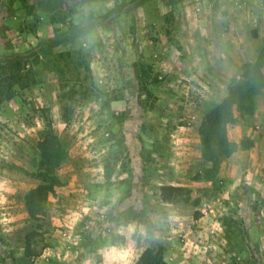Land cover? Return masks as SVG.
<instances>
[{"label":"rangeland","instance_id":"obj_1","mask_svg":"<svg viewBox=\"0 0 264 264\" xmlns=\"http://www.w3.org/2000/svg\"><path fill=\"white\" fill-rule=\"evenodd\" d=\"M131 1L54 0L51 15L38 0H0V60L91 18L52 53H87L94 86L63 119L60 74L51 55L39 56L46 64H24L39 67L41 80L0 106V264H133L151 239L166 245L170 264H263L264 88L253 114L227 124L238 146L216 177L195 175L209 164L200 154L202 115L264 53V0L122 7ZM48 134L66 157L54 168L60 183L35 196L30 218L25 196L41 183L38 141ZM164 136L167 158L154 146ZM117 138L126 168L113 161L106 182L103 164ZM163 182L189 186L191 200L157 201Z\"/></svg>","mask_w":264,"mask_h":264},{"label":"trees","instance_id":"obj_2","mask_svg":"<svg viewBox=\"0 0 264 264\" xmlns=\"http://www.w3.org/2000/svg\"><path fill=\"white\" fill-rule=\"evenodd\" d=\"M144 1L146 0H132L124 3L122 7L129 8ZM38 5L45 8L51 15L55 12L54 0H38ZM110 14H105L102 19L106 20ZM91 24V18L86 23L72 24L66 31H57L53 36L42 39L29 52H15L10 56L5 55L4 59L0 60V106L3 102L16 96L19 90L41 80L38 71L40 68L26 67L24 61L34 59L36 64H46L45 59H39V56L51 55V63L56 72L60 74L59 86L62 92L58 99H62V118L67 119L68 109L70 112L73 107L72 103L79 99L88 98L93 92L90 65L86 58L87 53L81 49L58 51L55 54L52 53V49L61 42L71 40L76 34L86 32ZM263 67L264 53L260 54V59L257 58L254 62H249L243 72V78L231 85L228 94L202 115L198 127L200 154L201 158L209 164L201 172L196 173V178L213 180L221 160L237 149L238 143L228 137L226 126L253 114L255 109L254 97L264 88V75L260 72ZM139 91L146 96L149 95V89L143 82L140 84ZM140 96L138 97L139 104L145 107L146 97L141 98ZM175 126L176 124L173 123L172 127ZM168 140L169 138L164 136L154 143L157 155L161 158H167L170 154ZM115 141V147L110 151L108 160L103 164V175L106 182L111 176L113 161L116 163L120 161L123 169L126 168L125 160L128 156L124 152L123 141L118 138ZM250 144L242 143L241 146L246 148ZM38 146L40 149L39 163L42 168L38 169L36 175L41 183L30 189L25 196L30 218H34L33 210L37 202L35 196L50 192L54 186L60 183L58 176L54 173V168L66 157V151L54 135L44 136L38 141ZM142 156L147 158L149 155L142 152ZM123 158L124 160H121ZM154 195L157 201L163 203L189 202L192 196L189 186L165 182L156 186ZM165 252L166 245L162 241L151 239L142 248L133 264H170L164 257ZM7 253L11 260L15 259V252L12 248H9Z\"/></svg>","mask_w":264,"mask_h":264},{"label":"clouds","instance_id":"obj_3","mask_svg":"<svg viewBox=\"0 0 264 264\" xmlns=\"http://www.w3.org/2000/svg\"><path fill=\"white\" fill-rule=\"evenodd\" d=\"M129 255H131V247L129 248Z\"/></svg>","mask_w":264,"mask_h":264}]
</instances>
